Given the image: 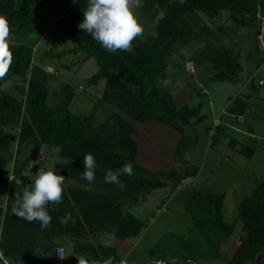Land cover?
<instances>
[{
	"label": "trees",
	"instance_id": "1",
	"mask_svg": "<svg viewBox=\"0 0 264 264\" xmlns=\"http://www.w3.org/2000/svg\"><path fill=\"white\" fill-rule=\"evenodd\" d=\"M87 7L88 0H76L75 3L73 0H0V15L9 20L15 38L10 44L14 57L11 70L0 79V182L8 178L12 159L17 158L26 146L36 154L49 145L57 147L59 155L68 160L64 175L78 183L63 186V199L59 205L49 203L46 206L52 221L49 228L41 231L39 221L29 223L13 214L16 196L22 197L25 188L33 184L28 176L21 174V167L14 165L22 182L9 187L5 206L0 203V214L3 213L0 250L3 259L14 264H88L91 261L104 264L109 257L115 258L113 264L120 261L118 246L100 242L97 234L113 233L120 240L137 236L145 224L125 205L139 201L165 184L158 172L149 174L137 162L138 143L133 137L135 127L121 112L140 122L155 120L166 123L182 134L191 119L202 121L205 115L200 114L199 107L179 106L173 89L157 87L158 82L167 80L164 73L167 58L201 37L186 17L199 12L214 18L226 11L239 25L254 24L257 42L255 14L259 9L264 13V0H184L183 4L179 0H144L147 14L152 18L160 14L163 16L157 22L156 35L146 39L137 37L131 53L119 50L109 52L91 34L78 28ZM44 9L55 15L56 20L53 23L48 20L39 30L38 12ZM52 26L66 36L82 34L83 44L62 50L57 55L63 57L68 53L84 52V61L96 58L99 69L90 82L97 84L105 79L101 103L114 109L115 125L110 126L107 122L95 125L93 114L73 113L70 106L75 92L70 83L62 87L66 93L62 101L49 106L51 72L36 62L35 48ZM205 30L210 31L209 27ZM196 58L199 63L210 65L213 79L235 81L244 70L238 54L228 46L206 44ZM188 62L193 61L189 60L186 64ZM262 63L257 64V68ZM28 74H31L29 78ZM12 77H22L27 84L26 87H18L21 98L14 92L4 91V83ZM254 81L250 83L254 84ZM203 90L208 92L205 88ZM234 101L230 112L244 115L249 102ZM16 126L18 132L13 131ZM212 127L213 123L209 126V133ZM222 128L219 126L211 136L212 145L220 142ZM237 143V139H232L229 145L235 149ZM183 151L181 147L178 155ZM255 151L256 147L245 144L239 149L241 154L250 158ZM88 153L96 159L95 181L92 184L81 179L83 157ZM126 163L133 166L134 174L131 176L121 172ZM108 170L120 172L118 184L105 182ZM225 196V192H208L200 196V204L206 212L205 219L194 216L198 224L207 221L229 236L236 229L238 220L228 221L222 209ZM66 213H71L74 224L72 221L66 226L60 223V218ZM238 219L247 231L245 235L241 232L232 255L223 257L224 264H249L264 251V178L251 194L242 199ZM69 245L75 256L81 257L80 261L69 256L63 262L58 259L57 249ZM206 254L217 256L216 250ZM0 264L4 262L0 260Z\"/></svg>",
	"mask_w": 264,
	"mask_h": 264
},
{
	"label": "rangeland",
	"instance_id": "2",
	"mask_svg": "<svg viewBox=\"0 0 264 264\" xmlns=\"http://www.w3.org/2000/svg\"><path fill=\"white\" fill-rule=\"evenodd\" d=\"M141 5L133 11L144 28L140 38L146 39L156 35L157 22L163 14L152 18L145 10L144 0H141ZM38 15L39 30L48 20L51 23L56 20V16L46 9L38 12ZM187 18L201 37L168 57L164 73L166 79L171 81L167 87L173 89L177 104L199 107L200 114L205 117L198 122L197 118L191 119L184 126L182 134L166 123L155 120L140 122L121 112L135 127L133 137L138 143L137 162L149 174L158 172L165 181L163 186L153 189L139 201L127 202L125 205L145 224L137 236L120 240L113 233L97 234L100 242L118 246L120 261H125V264H157V260L162 264H184L188 261V254L194 257L196 264H224L223 257L232 255L241 232L245 235L247 231L238 219L240 203L264 178V84L258 83L262 71L257 70V64L264 62V52L255 40L256 26L239 25L226 11L214 18L199 12L188 14ZM205 27H209L210 31H206ZM83 43L82 34L66 36L52 26L35 48L36 62L51 72L48 104L53 107L60 103L63 94L66 96L62 87L70 83L75 92L70 110L75 114H93L95 125L107 122L113 126L116 122L112 116L114 109L109 104L101 103L105 79L99 80L97 84L90 82L99 69L96 58L90 57L84 61V52L68 53L63 57L57 55L62 50ZM206 44L228 46L238 54L244 70L237 80L213 79L210 65L197 61L196 57ZM189 60L194 62L195 73L187 67L186 62ZM254 73L256 80L253 84L249 78ZM30 76L28 74V78ZM26 86L22 77H12L4 83L3 88L5 92H14L21 98L18 87ZM204 88L207 93H204ZM236 99L249 102L244 121L236 120L231 114H223V110L230 111ZM220 115L225 122L222 125L223 133L220 142L212 145L209 126L214 117ZM13 131L18 132L19 128L14 127ZM232 139L238 141L235 149L229 145ZM244 144L256 147L253 157L239 152ZM181 147L184 151L178 155ZM13 151L16 153V145ZM67 162L59 155L57 147L45 145L35 154L31 147L26 146L17 158L12 159L8 178L0 182V203L5 206L9 187L22 182L14 165L21 167V174L28 176L34 183L40 167L65 176L63 170ZM65 178L63 186L78 184ZM208 192L226 194L222 209L228 221L238 220L236 229L229 236L206 220L203 224L196 221L195 216L200 220L205 219L206 212L202 209L199 197ZM2 222L3 213L0 214V237ZM64 249L65 259L68 256L74 260L81 259L75 256L70 245ZM214 250L217 256L206 254ZM0 260L7 264L1 250ZM8 263L14 264L12 261Z\"/></svg>",
	"mask_w": 264,
	"mask_h": 264
},
{
	"label": "clouds",
	"instance_id": "3",
	"mask_svg": "<svg viewBox=\"0 0 264 264\" xmlns=\"http://www.w3.org/2000/svg\"><path fill=\"white\" fill-rule=\"evenodd\" d=\"M76 0H73L75 3ZM181 4L184 0H179ZM141 0H88V7L83 11V20L78 28L85 33L91 34L104 49L115 53L118 50L133 52V41L142 36L144 28L138 21L133 9L141 7ZM158 7V6H156ZM12 30L9 20L0 15V79L7 76L13 63L11 51ZM171 81L158 82L157 87H166ZM96 159L93 154L88 153L83 157V169L81 179L89 184L95 181ZM121 172L126 175H133L134 170L131 163L123 165ZM120 172L108 170L104 180L106 183L118 184ZM65 176L57 174L52 170L45 171L39 168L35 174L34 183L25 188L22 197L16 196V204L13 207V214L29 223L39 221L40 230L51 226L47 205H59L64 194ZM69 221L74 224L71 213H66L60 218L62 225ZM61 259L65 257L58 254ZM114 257H109L104 264H113Z\"/></svg>",
	"mask_w": 264,
	"mask_h": 264
},
{
	"label": "built area",
	"instance_id": "4",
	"mask_svg": "<svg viewBox=\"0 0 264 264\" xmlns=\"http://www.w3.org/2000/svg\"><path fill=\"white\" fill-rule=\"evenodd\" d=\"M255 18L257 20V44L258 47L264 52V13L261 9H259L257 11V13L255 14ZM187 67L189 69V71H191L192 73L196 72L195 66L193 62H188L187 63ZM260 71H262V76L259 78L258 83L260 85L264 84V62L260 65L259 69ZM253 79H255V75H253L250 79L249 82H251ZM256 80V79H255ZM231 114L235 117L236 120L238 121H244L245 120V116L242 114H235L232 113L230 111H226L223 110V114ZM224 121L222 120L221 115L220 116H215L214 120H213V127L210 130V136H212L215 132L218 131V127L224 125ZM159 211H161V209H159ZM58 254L63 255L65 257V250L62 247H59L57 249V257L60 261H64V259H61ZM117 264H125V261H119ZM157 264H162V262L157 260Z\"/></svg>",
	"mask_w": 264,
	"mask_h": 264
},
{
	"label": "water",
	"instance_id": "5",
	"mask_svg": "<svg viewBox=\"0 0 264 264\" xmlns=\"http://www.w3.org/2000/svg\"><path fill=\"white\" fill-rule=\"evenodd\" d=\"M263 258H264V251L258 253L256 255L255 260L250 261L249 264H264ZM187 260L190 262V264H196V261L194 260V257H192L189 254L187 255Z\"/></svg>",
	"mask_w": 264,
	"mask_h": 264
},
{
	"label": "crops",
	"instance_id": "6",
	"mask_svg": "<svg viewBox=\"0 0 264 264\" xmlns=\"http://www.w3.org/2000/svg\"><path fill=\"white\" fill-rule=\"evenodd\" d=\"M259 67H260V66H258L257 70L259 69ZM262 74H263V73H262ZM253 75H255V74H253ZM255 77H256V75H255ZM250 78H251V76H250ZM250 78H249V79H250ZM249 133H252V132H249ZM62 248H64V247H62ZM64 250H65V249H64ZM76 259H77V258H76ZM77 260H78V259H77ZM80 260H81V259H80ZM80 260H78V261H80ZM5 262H6L7 264H9L7 260H5Z\"/></svg>",
	"mask_w": 264,
	"mask_h": 264
}]
</instances>
